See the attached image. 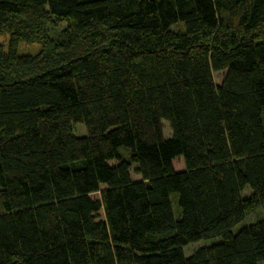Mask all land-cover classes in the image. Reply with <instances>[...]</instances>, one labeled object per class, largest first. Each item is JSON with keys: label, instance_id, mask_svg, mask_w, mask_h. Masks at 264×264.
<instances>
[{"label": "trees", "instance_id": "1", "mask_svg": "<svg viewBox=\"0 0 264 264\" xmlns=\"http://www.w3.org/2000/svg\"><path fill=\"white\" fill-rule=\"evenodd\" d=\"M3 34L0 264L264 262V0H0Z\"/></svg>", "mask_w": 264, "mask_h": 264}, {"label": "rangeland", "instance_id": "2", "mask_svg": "<svg viewBox=\"0 0 264 264\" xmlns=\"http://www.w3.org/2000/svg\"><path fill=\"white\" fill-rule=\"evenodd\" d=\"M9 42V35L8 34H3L0 35V55L6 56L7 55V45ZM41 50V45L37 43H25L21 42L18 47V53L19 55H35ZM224 72H220L215 74L216 82L219 83L221 81L222 76L224 75ZM76 133L84 135L85 134V129L83 125H77L76 128ZM164 134L166 138H169L171 136V129L169 126V123L167 121H164ZM173 165L175 170L177 171H184V162L181 157H178L174 159ZM134 180H140L139 176H136L135 174L133 175ZM251 195V189L250 187H246V189L243 192L244 197H248ZM96 198L97 195H94ZM261 219H264V205L261 206L259 209H257L255 212L252 214L248 215L244 220L239 222L237 225H235L232 228L233 233H237L240 229L243 227L249 226ZM222 238L221 237H215V238H210V239H204L196 242L189 243L188 245L183 247V252L186 257H189L192 253L197 251L198 249L205 247V246H210L213 244H217L221 242ZM260 264H264V262H261Z\"/></svg>", "mask_w": 264, "mask_h": 264}]
</instances>
